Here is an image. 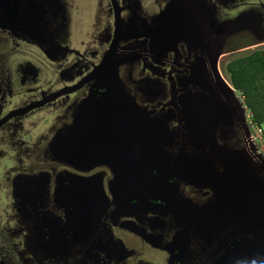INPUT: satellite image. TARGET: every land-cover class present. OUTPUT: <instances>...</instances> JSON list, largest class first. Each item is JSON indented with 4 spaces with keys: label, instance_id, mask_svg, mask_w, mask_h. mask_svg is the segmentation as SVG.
<instances>
[{
    "label": "flooded vegetation",
    "instance_id": "obj_1",
    "mask_svg": "<svg viewBox=\"0 0 264 264\" xmlns=\"http://www.w3.org/2000/svg\"><path fill=\"white\" fill-rule=\"evenodd\" d=\"M169 1L0 0V264H260L243 245L258 240L247 217L257 215L264 185L250 112L229 85L234 94L222 89L220 102L204 97L219 86L214 61L187 41L222 39L224 22L237 19L225 52L247 42L264 50V0L206 1L176 34L174 24L153 23ZM133 16L154 20V37L170 45L158 52L151 38L120 35L117 19ZM24 18L41 21V34ZM114 40L120 82H101L96 71ZM71 126L92 137L88 172L52 154L54 138ZM68 171L102 185L103 211L78 228L87 241L74 238L56 198ZM44 174L50 181L35 213L19 184ZM56 223L64 247L44 252L36 233L44 225L52 246Z\"/></svg>",
    "mask_w": 264,
    "mask_h": 264
},
{
    "label": "water",
    "instance_id": "obj_2",
    "mask_svg": "<svg viewBox=\"0 0 264 264\" xmlns=\"http://www.w3.org/2000/svg\"><path fill=\"white\" fill-rule=\"evenodd\" d=\"M209 0H170L167 3L166 8L155 17V22L157 23H165L169 26L174 24V34L176 31L180 32V27L185 25L188 20H192L191 16L198 20L200 17V11L202 9L206 10L208 8L207 2ZM213 5H211V9ZM191 12V16L188 12ZM136 16H133L128 22H123L121 19H117V29L120 35H123L124 31H128L130 29L133 33H137L136 37H148L151 38L150 47L153 50L160 51L161 47H165L170 45L171 40L168 39H160L158 37H154L157 32V28L153 27L152 22L149 24L141 23V19H138ZM21 22L25 23L29 30L32 27L34 33H40L36 28V24L41 25V21L34 20L32 18H24ZM34 25V26H33ZM139 25L138 31L136 28ZM226 32L222 39H216L212 41L206 40H193L187 41L189 44H193L194 46L207 50L208 54H210L209 58L214 61L213 64V72L217 77V81L219 86L215 84L214 89L208 92V95L204 97L209 101V98H214L218 102L224 99L225 94H222V89L226 94H234V90L229 88L231 85L227 82L225 76L223 75L222 66L224 63L228 61V59L232 58L236 52L230 53L225 52L224 45L228 38L234 36L233 34L238 30V21L237 19H231L224 22ZM41 27V26H40ZM41 30V28H40ZM187 32L186 30H184ZM182 31V34H184ZM117 32V30H116ZM178 32V33H179ZM142 33V34H141ZM213 32L211 33V35ZM118 35V34H117ZM118 35V37H120ZM185 36V35H184ZM209 36V34H208ZM206 36V38H208ZM138 38V39H139ZM117 40H114L111 45L108 53L104 56L101 64L98 66V70L96 71V75L99 77V81L108 82V81H119L118 77V66L123 63V60L120 59L122 56L116 55L117 50ZM174 43V41H173ZM214 43L219 44V48L216 49L213 47ZM205 60V58L200 59V61ZM200 61L197 62V66L195 68V74L200 78H205V70L203 69V64L199 65ZM211 62V64H212ZM195 78V77H194ZM203 78H200L201 81H204ZM211 83H213L211 81ZM229 85V86H227ZM116 98V96H114ZM109 98H112L109 95ZM224 107V104H223ZM82 143V149H81ZM92 137L90 135L84 134L83 136L77 135L76 129L74 126H71L69 129L65 130L63 133H59L51 143V151L55 157L56 161H60L66 163L69 167L74 169H79L82 172H88L91 169V166L94 162V159L91 157L92 152ZM50 181V174H44L40 178L32 177V178H24L21 179L19 187L22 185L20 190V195L24 201V204H30L32 206V210L35 213H38V203L39 199L42 200L48 188V183ZM40 185H42L43 193L39 194ZM30 188H36L37 190H30ZM259 188V211L257 215H251L247 217L248 225H253L257 229H259L257 235V241L255 242H243L245 248L247 250V259L249 261L254 259L260 264H264V185L261 183L258 185ZM103 193L102 185L98 183L93 178H84L81 176H77L72 174L71 172H66L62 174L57 181V189H56V198L58 201L65 204L66 210L68 211V218L70 219L68 223L69 230H71L75 237H79L82 241H87L89 235L87 232L82 229L85 227L91 219L93 218L95 213H100L103 211V203L104 197L101 196ZM80 232L78 228L81 226ZM46 227L42 225V229L37 231L36 237L34 239V243L39 245V248L44 252L55 251L59 248L61 244L62 248L64 245L60 240V230L58 227V223H56L53 227L55 229V239H52V246L46 245ZM79 231V232H78Z\"/></svg>",
    "mask_w": 264,
    "mask_h": 264
},
{
    "label": "trees",
    "instance_id": "obj_3",
    "mask_svg": "<svg viewBox=\"0 0 264 264\" xmlns=\"http://www.w3.org/2000/svg\"><path fill=\"white\" fill-rule=\"evenodd\" d=\"M227 73L235 88L245 93L255 121L264 126V50L234 59Z\"/></svg>",
    "mask_w": 264,
    "mask_h": 264
},
{
    "label": "rangeland",
    "instance_id": "obj_4",
    "mask_svg": "<svg viewBox=\"0 0 264 264\" xmlns=\"http://www.w3.org/2000/svg\"><path fill=\"white\" fill-rule=\"evenodd\" d=\"M75 1H76V5H79V6L84 5V3L86 4V2H88V5H92L93 6L94 3H96L97 0H75ZM82 2H84V3L81 4ZM79 17L76 18L77 21H81L79 19ZM87 21H88V19L84 20V22H87ZM247 43H249V45L243 46V48H241V49H238V50L237 49L236 50L234 49L231 53L236 52V54L232 58L228 59V61L226 63H224L223 66H222L223 75L225 76L227 82H229V84L231 85V87H234V88H235V86L232 84V81L230 79L229 73H227V65H229L231 61H233L234 59H236L238 57H245L247 55H250L255 50H257V51H263L262 50L263 47L256 48V46L255 45H251L250 42H247ZM230 51H226V52H230ZM235 91H237V89ZM240 92H242V91H237L236 94L238 95ZM242 93L245 94L244 92H242ZM247 105H248V103H247V99H246V104H245V106H243L244 109H246V110H249L250 109L251 111H253L251 108L248 109L249 106H247ZM254 120H255V116H254V119L253 118L251 119L252 126L254 125V123H256ZM33 121H36V120H33ZM256 124L259 125L258 123H256ZM259 126H261V125H259ZM261 127L264 128V126H261ZM5 179H7V178H5ZM0 181H1V179H0ZM4 201L5 200H3L1 202L3 204V206L0 208V211H3V208H5V205L7 204V202L6 201L4 202ZM8 203H9V205H11L10 202H8ZM1 213L2 212H0V215H1Z\"/></svg>",
    "mask_w": 264,
    "mask_h": 264
},
{
    "label": "built area",
    "instance_id": "obj_5",
    "mask_svg": "<svg viewBox=\"0 0 264 264\" xmlns=\"http://www.w3.org/2000/svg\"><path fill=\"white\" fill-rule=\"evenodd\" d=\"M239 91V90H237ZM238 98L240 99V101L242 102V106H245L246 104V96L245 94H243L242 92H240L238 94ZM248 106V105H247ZM249 109V107H248ZM248 112H250V118L254 119V116L251 114V110H247ZM247 112V113H248ZM255 121V120H254ZM256 122V121H255ZM257 123V122H256ZM256 123H254L253 125V130H254V137H255V141L258 144L259 147V154L263 157L264 159V128H262L261 126L257 125Z\"/></svg>",
    "mask_w": 264,
    "mask_h": 264
},
{
    "label": "bare ground",
    "instance_id": "obj_6",
    "mask_svg": "<svg viewBox=\"0 0 264 264\" xmlns=\"http://www.w3.org/2000/svg\"><path fill=\"white\" fill-rule=\"evenodd\" d=\"M260 155V154H259ZM261 156V155H260ZM262 157V156H261Z\"/></svg>",
    "mask_w": 264,
    "mask_h": 264
}]
</instances>
